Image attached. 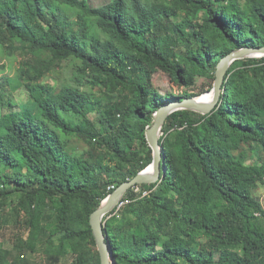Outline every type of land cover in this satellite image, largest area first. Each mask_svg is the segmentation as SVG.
<instances>
[{"label":"trees","instance_id":"trees-1","mask_svg":"<svg viewBox=\"0 0 264 264\" xmlns=\"http://www.w3.org/2000/svg\"><path fill=\"white\" fill-rule=\"evenodd\" d=\"M18 42L31 50L19 66L30 98L0 106L9 108L0 111V203L23 201L27 234L14 248L0 239V264H41L21 259L23 250L53 264H101L92 212L151 164L146 132L163 103L197 96L198 76L212 89L229 52L264 46V0H0V48L10 54ZM60 56L71 75L55 88L42 77ZM158 70L191 90L160 92ZM8 80L0 75V96ZM256 98L264 55L230 65L209 113L167 117L160 177L129 188L103 218L112 264H264Z\"/></svg>","mask_w":264,"mask_h":264},{"label":"rangeland","instance_id":"rangeland-1","mask_svg":"<svg viewBox=\"0 0 264 264\" xmlns=\"http://www.w3.org/2000/svg\"><path fill=\"white\" fill-rule=\"evenodd\" d=\"M109 1L110 0H90V3L94 5H102ZM30 52L31 50L28 47L19 42L14 45V49H11L10 54L0 48V75H5L9 78L7 88L2 91L3 95L0 96V106L4 100L7 102L11 98L17 105V108H20L21 105L29 100L30 97L27 90L24 86H22L19 66L21 65V62L27 60V58L29 59ZM53 63L54 65L52 68L45 76L42 77V81L58 88L63 83L70 81L71 63L62 56L55 58ZM152 81L155 87L162 93L174 91L175 93L183 94L184 92L191 90L175 84L171 79L170 74L164 70L154 72L152 75ZM212 81L213 80L210 77L198 76L197 83L195 87H193L194 91L192 90V92L199 93L196 97L208 92V95L211 97L210 91L212 90ZM253 103L256 107L264 109V98H256L253 100ZM0 111L1 113H5L6 111H9V108L2 105V109H0ZM73 146L83 151H86L88 148L87 145L80 139H74ZM244 148L248 154L251 153L248 145ZM254 194L261 199L264 205V184H260L254 190ZM23 207V201H21L18 197H14L13 201L10 200L4 202V205L0 203V239L9 248H14L17 236L27 234V229L24 224L25 212H23ZM23 252L24 254L19 255L21 259H31L38 261L41 264H53V262H50L46 255L40 250L36 252L23 250ZM17 255L18 251L14 249L12 257L18 258ZM70 261L71 258H64L56 264H69Z\"/></svg>","mask_w":264,"mask_h":264},{"label":"water","instance_id":"water-1","mask_svg":"<svg viewBox=\"0 0 264 264\" xmlns=\"http://www.w3.org/2000/svg\"><path fill=\"white\" fill-rule=\"evenodd\" d=\"M262 55H264V46L242 47L229 52L223 56L217 64L215 80L212 90L210 91L211 97L208 100L197 98L196 96L183 98L181 100H171L163 103L156 110L154 122L146 132L148 143L153 150V160L151 164L139 171L134 177L123 181L115 187V189L103 200L102 204L91 214L90 223L100 252L101 264H112L113 262L106 240L105 222L103 221L104 216L114 208L120 207L123 204L124 201L122 198L129 188L141 183L154 182L160 177L161 164H163V144L160 140V133L167 117L172 112L179 109H192L203 114L209 113L219 100L222 92V85L230 65L238 59Z\"/></svg>","mask_w":264,"mask_h":264},{"label":"bare ground","instance_id":"bare-ground-1","mask_svg":"<svg viewBox=\"0 0 264 264\" xmlns=\"http://www.w3.org/2000/svg\"><path fill=\"white\" fill-rule=\"evenodd\" d=\"M209 93H205V94H202V95H199L197 98H201V99H206L208 100L210 98V96L208 95Z\"/></svg>","mask_w":264,"mask_h":264},{"label":"built area","instance_id":"built-area-1","mask_svg":"<svg viewBox=\"0 0 264 264\" xmlns=\"http://www.w3.org/2000/svg\"><path fill=\"white\" fill-rule=\"evenodd\" d=\"M124 203V202H123ZM119 208V207H118Z\"/></svg>","mask_w":264,"mask_h":264}]
</instances>
